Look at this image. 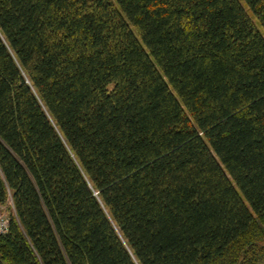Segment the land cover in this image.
<instances>
[{
    "label": "trees",
    "instance_id": "obj_1",
    "mask_svg": "<svg viewBox=\"0 0 264 264\" xmlns=\"http://www.w3.org/2000/svg\"><path fill=\"white\" fill-rule=\"evenodd\" d=\"M11 200L0 264H264V0H0Z\"/></svg>",
    "mask_w": 264,
    "mask_h": 264
},
{
    "label": "built area",
    "instance_id": "obj_2",
    "mask_svg": "<svg viewBox=\"0 0 264 264\" xmlns=\"http://www.w3.org/2000/svg\"><path fill=\"white\" fill-rule=\"evenodd\" d=\"M9 227V215L7 212H5L4 207L0 204V233H7L9 231Z\"/></svg>",
    "mask_w": 264,
    "mask_h": 264
},
{
    "label": "rangeland",
    "instance_id": "obj_3",
    "mask_svg": "<svg viewBox=\"0 0 264 264\" xmlns=\"http://www.w3.org/2000/svg\"><path fill=\"white\" fill-rule=\"evenodd\" d=\"M243 3L245 4L247 10L251 13V15L253 16V18L255 19V21L258 23L259 25V22L257 20V18L255 17V15L253 14V12L251 11V9L249 8V6L243 1ZM260 29L263 30V28L259 25ZM3 207H4V210L5 212L8 213V215L10 216V212H9V207L13 206V203H12V200L11 201H8L6 204H1ZM4 212V211H3ZM10 218V217H9ZM11 220V219H9Z\"/></svg>",
    "mask_w": 264,
    "mask_h": 264
},
{
    "label": "bare ground",
    "instance_id": "obj_4",
    "mask_svg": "<svg viewBox=\"0 0 264 264\" xmlns=\"http://www.w3.org/2000/svg\"><path fill=\"white\" fill-rule=\"evenodd\" d=\"M10 219V218H9ZM9 222H10V220H9ZM10 228V227H9Z\"/></svg>",
    "mask_w": 264,
    "mask_h": 264
}]
</instances>
